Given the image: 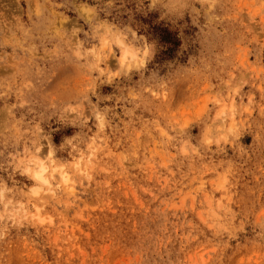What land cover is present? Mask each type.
I'll return each mask as SVG.
<instances>
[{"label":"rangeland","instance_id":"rangeland-1","mask_svg":"<svg viewBox=\"0 0 264 264\" xmlns=\"http://www.w3.org/2000/svg\"><path fill=\"white\" fill-rule=\"evenodd\" d=\"M73 27L152 48L139 71L85 77L103 131L55 104L90 71L64 55ZM37 126L96 139L91 179L21 198L0 264H264V0H0V179Z\"/></svg>","mask_w":264,"mask_h":264},{"label":"clouds","instance_id":"clouds-1","mask_svg":"<svg viewBox=\"0 0 264 264\" xmlns=\"http://www.w3.org/2000/svg\"><path fill=\"white\" fill-rule=\"evenodd\" d=\"M97 31L98 29L94 30L91 36L92 40H99L95 45L85 43L89 33L84 32L82 28L73 27L69 38H62L66 59L73 66H86L90 71L81 74L82 88L71 89L67 98L57 99L55 104L64 111L75 113L84 124L90 119L96 120L98 130L103 131L106 125L105 115L95 109L91 114H86L83 107V101L91 103L88 93L95 95L91 80L85 77H90L94 72L96 76L93 79H99L102 83H111L116 77L127 76L133 71L146 67L153 53L151 45L146 41L141 42L134 32L131 36L121 33L112 38L107 34L98 37ZM106 61L114 62L115 66H102ZM65 104L69 106L64 107ZM72 104L75 106H71ZM27 141L19 145L21 150L11 157L9 178L0 179V238L8 227L19 226L22 219H27V216L22 215L21 212L25 207L20 203L21 198L56 197L59 190L70 188L74 181L91 179L82 161L86 151L94 154L96 139H91L82 148L78 134L75 132L71 135L59 136L58 140L57 137L48 139V136L42 134V130L37 126L36 132L29 136ZM63 152H67V157H61L60 153ZM88 159L90 161L91 156ZM14 176L23 177L30 182V185H25L26 192L17 188ZM39 211L40 209L36 208V212Z\"/></svg>","mask_w":264,"mask_h":264},{"label":"bare ground","instance_id":"bare-ground-1","mask_svg":"<svg viewBox=\"0 0 264 264\" xmlns=\"http://www.w3.org/2000/svg\"><path fill=\"white\" fill-rule=\"evenodd\" d=\"M101 26H103L104 28V32H108L109 30H111L110 29V25H109V23H107V22H103V25H101ZM118 36V35H117ZM223 112L222 113H224V109L222 110ZM232 111V110H231ZM230 111V112H231Z\"/></svg>","mask_w":264,"mask_h":264}]
</instances>
